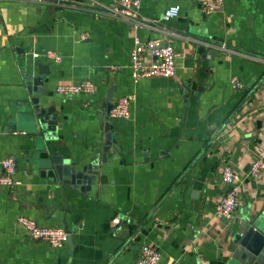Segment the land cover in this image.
Masks as SVG:
<instances>
[{"label":"crops","instance_id":"crops-1","mask_svg":"<svg viewBox=\"0 0 264 264\" xmlns=\"http://www.w3.org/2000/svg\"><path fill=\"white\" fill-rule=\"evenodd\" d=\"M67 2L73 6L0 0V161L14 160L18 181L0 189V264H133L143 244L159 253L155 264H242L227 237L240 212L264 198V169L248 173L264 159V0H222L208 15L195 0H139L130 19L91 10L110 0ZM171 4L178 15L162 21ZM133 37L168 42L174 75L133 81ZM201 40L219 53L200 59ZM45 50L61 60L33 56ZM40 71V103L54 106L57 121L45 139L15 123L29 99L25 75ZM233 75L241 87L230 86ZM83 79L93 82L91 93L55 91ZM123 95H132L129 115L106 118L119 158L98 164L88 190L66 184L53 157L76 168L92 161L105 140L104 106ZM225 163L236 175L229 219L214 215ZM19 216L63 227L68 240L59 248L35 240Z\"/></svg>","mask_w":264,"mask_h":264},{"label":"built area","instance_id":"built-area-1","mask_svg":"<svg viewBox=\"0 0 264 264\" xmlns=\"http://www.w3.org/2000/svg\"><path fill=\"white\" fill-rule=\"evenodd\" d=\"M34 2H48L60 6H73L72 2L59 0H29ZM202 15H208L220 7L222 0H195ZM76 4V3H75ZM139 0H110L109 5H102L98 2L93 3L92 11L106 14L115 19H130L136 14ZM179 7L177 4L168 5L162 12L160 19L167 21L178 15ZM174 34L173 32H171ZM81 40L86 35L81 34ZM221 49L223 47L221 46ZM43 55L54 61H60L61 57L55 51L45 50L42 53L34 52L33 56ZM147 55L148 59H144ZM175 52L172 46L160 38H152L146 41H140L137 37H133V45L129 51V73L133 81L145 77H172L174 75ZM229 84L236 89L241 87V83L236 76L229 77ZM94 90V84L88 79L77 82H59L55 86V91L63 97L75 94H87ZM132 100V95H123L117 97L107 111L108 117H127L129 115L128 106ZM262 153H264V144L262 145ZM264 169V159L256 158L248 165V173L256 176L260 170ZM15 174V163L10 157L0 161V189L4 186H13L17 184ZM236 175L231 166L227 163L223 164L220 169V180L226 185L223 194L220 195L214 207V215L217 218L229 219L237 206ZM17 223L26 231L29 236L35 240L44 241L55 248L63 246L67 239V231L63 227H43L36 223L35 220L19 216ZM118 219L114 220L117 223ZM159 258V253L151 245H140L137 250V256L134 264H155Z\"/></svg>","mask_w":264,"mask_h":264},{"label":"water","instance_id":"water-1","mask_svg":"<svg viewBox=\"0 0 264 264\" xmlns=\"http://www.w3.org/2000/svg\"><path fill=\"white\" fill-rule=\"evenodd\" d=\"M67 1L80 2V0ZM182 29L185 34H188L185 26ZM205 45L210 47L207 53L204 50ZM216 46L218 45L215 42L201 40L196 47V52L200 59H209L219 53L215 48ZM43 77L42 71L35 75L28 73L25 75V85L29 99L24 104L25 111L21 116V119L24 120L19 121V118H17L15 123L20 128L24 127L27 131L45 139L55 131L57 121L54 106L43 107L40 103V96L44 94ZM110 106L111 103L107 102L105 104L101 118L105 137L104 144L92 161L76 168L73 162L63 160L58 156L53 157L55 170L66 184L80 190H88L90 182L97 173L98 164L105 160L119 158L118 149L114 141L110 139L106 121ZM107 150H110V155H105ZM123 153L127 154L129 151ZM141 156H146V152L142 153ZM121 162L123 161L121 160ZM66 240H68V237ZM227 244L231 248V258L236 259L238 262L242 264H264V198L257 206H248L240 212L236 227L227 237Z\"/></svg>","mask_w":264,"mask_h":264}]
</instances>
